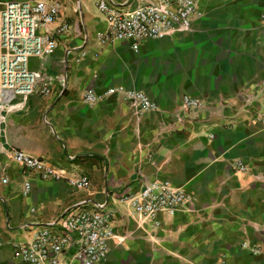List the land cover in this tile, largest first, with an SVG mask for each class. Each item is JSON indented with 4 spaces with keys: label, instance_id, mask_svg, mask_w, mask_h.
<instances>
[{
    "label": "crops",
    "instance_id": "crops-1",
    "mask_svg": "<svg viewBox=\"0 0 264 264\" xmlns=\"http://www.w3.org/2000/svg\"><path fill=\"white\" fill-rule=\"evenodd\" d=\"M13 1L24 0H0V13ZM57 1L60 16L49 31L70 29L56 34L53 55L30 60L49 93L26 98L0 124V264H28L15 258V243L84 199L108 202L142 180L168 182L193 204L155 227L110 197L116 238L100 264H264V0H197L189 30L137 51L127 42L99 43L108 29L99 0ZM110 1L127 9L140 2ZM115 87L145 92L158 109L142 113L122 95L94 105L83 99L85 91ZM185 96L205 107L184 109ZM15 150L87 175L92 189L25 174L10 159Z\"/></svg>",
    "mask_w": 264,
    "mask_h": 264
},
{
    "label": "built area",
    "instance_id": "built-area-1",
    "mask_svg": "<svg viewBox=\"0 0 264 264\" xmlns=\"http://www.w3.org/2000/svg\"><path fill=\"white\" fill-rule=\"evenodd\" d=\"M134 9L118 6L110 0H99L98 11L106 18L108 29L98 41L106 45L113 41L127 42L137 51L141 43L150 39L171 36L190 29L198 16L197 0H139ZM61 4L57 0H24L9 2L0 13V124L9 114L22 109L24 100L37 93L47 94L50 82H43L39 72L30 67L31 58L44 59L53 55L59 46V36L69 31L61 26L56 33L49 31L60 16ZM107 95H122L123 99L140 112L154 111L158 106L147 94L124 87L110 88L105 94L85 91L83 99L94 105ZM182 107L198 110L205 107L203 99L185 96ZM264 123V105L259 116ZM10 159L25 174L43 180L64 181L73 189L88 192L92 189L90 178L69 167L35 157L22 150L12 152ZM74 162L76 157L69 156ZM237 170H246L241 161L234 163ZM0 169L5 172L4 166ZM7 184V177L2 179ZM136 191L108 195L129 204L134 216L153 226L161 225V216L172 218L177 211L193 204V197L185 190L168 182L142 180ZM31 192V183L24 184L23 194ZM108 202L84 199L69 208L56 222L41 228L33 239L14 244V256L28 264H100L110 253L111 242L116 238V214ZM245 249L250 248L243 244ZM253 251L258 246H252Z\"/></svg>",
    "mask_w": 264,
    "mask_h": 264
},
{
    "label": "rangeland",
    "instance_id": "rangeland-1",
    "mask_svg": "<svg viewBox=\"0 0 264 264\" xmlns=\"http://www.w3.org/2000/svg\"><path fill=\"white\" fill-rule=\"evenodd\" d=\"M259 248V247H258Z\"/></svg>",
    "mask_w": 264,
    "mask_h": 264
}]
</instances>
